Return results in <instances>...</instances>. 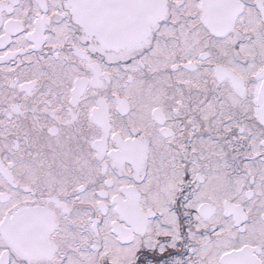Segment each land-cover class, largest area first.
Listing matches in <instances>:
<instances>
[{
	"label": "snow or ice",
	"instance_id": "snow-or-ice-1",
	"mask_svg": "<svg viewBox=\"0 0 264 264\" xmlns=\"http://www.w3.org/2000/svg\"><path fill=\"white\" fill-rule=\"evenodd\" d=\"M0 264H264V0H0Z\"/></svg>",
	"mask_w": 264,
	"mask_h": 264
}]
</instances>
